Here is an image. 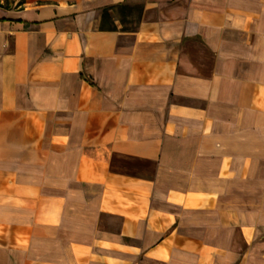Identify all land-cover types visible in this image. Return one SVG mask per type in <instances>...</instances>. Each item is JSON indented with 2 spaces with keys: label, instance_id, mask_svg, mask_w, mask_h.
I'll list each match as a JSON object with an SVG mask.
<instances>
[{
  "label": "crops",
  "instance_id": "0c3cea01",
  "mask_svg": "<svg viewBox=\"0 0 264 264\" xmlns=\"http://www.w3.org/2000/svg\"><path fill=\"white\" fill-rule=\"evenodd\" d=\"M0 264H264V0H0Z\"/></svg>",
  "mask_w": 264,
  "mask_h": 264
}]
</instances>
